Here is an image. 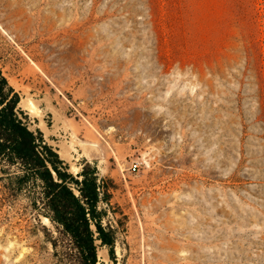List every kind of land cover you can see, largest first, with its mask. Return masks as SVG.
Listing matches in <instances>:
<instances>
[{"label":"rangeland","instance_id":"rangeland-1","mask_svg":"<svg viewBox=\"0 0 264 264\" xmlns=\"http://www.w3.org/2000/svg\"><path fill=\"white\" fill-rule=\"evenodd\" d=\"M0 57L31 128L108 181L97 264H264V0H0ZM4 203L0 264H69Z\"/></svg>","mask_w":264,"mask_h":264},{"label":"trees","instance_id":"trees-1","mask_svg":"<svg viewBox=\"0 0 264 264\" xmlns=\"http://www.w3.org/2000/svg\"><path fill=\"white\" fill-rule=\"evenodd\" d=\"M0 194L15 206L18 197L29 209L49 219L59 238L50 242L69 264H97V244L115 259V234L103 225L111 188L96 165L84 161L73 174L40 128H31L29 114L20 106L19 92L4 74L0 57Z\"/></svg>","mask_w":264,"mask_h":264},{"label":"built area","instance_id":"built-area-1","mask_svg":"<svg viewBox=\"0 0 264 264\" xmlns=\"http://www.w3.org/2000/svg\"><path fill=\"white\" fill-rule=\"evenodd\" d=\"M138 164L137 163H133L131 166H130V170L132 171H136L138 169Z\"/></svg>","mask_w":264,"mask_h":264}]
</instances>
